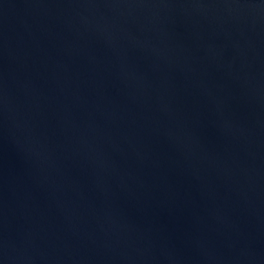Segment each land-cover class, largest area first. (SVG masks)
Returning <instances> with one entry per match:
<instances>
[{"label":"water","instance_id":"1","mask_svg":"<svg viewBox=\"0 0 264 264\" xmlns=\"http://www.w3.org/2000/svg\"><path fill=\"white\" fill-rule=\"evenodd\" d=\"M0 264H264V0H0Z\"/></svg>","mask_w":264,"mask_h":264}]
</instances>
